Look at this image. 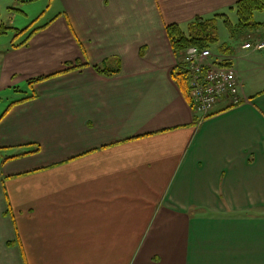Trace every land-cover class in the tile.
I'll list each match as a JSON object with an SVG mask.
<instances>
[{"label": "crops", "instance_id": "0c3cea01", "mask_svg": "<svg viewBox=\"0 0 264 264\" xmlns=\"http://www.w3.org/2000/svg\"><path fill=\"white\" fill-rule=\"evenodd\" d=\"M39 1L0 47L18 95L0 120V264H264V50L242 47L264 22L229 46L215 23L237 30L239 0ZM197 19L243 97L205 118L168 35L198 36Z\"/></svg>", "mask_w": 264, "mask_h": 264}, {"label": "built area", "instance_id": "2783aa9c", "mask_svg": "<svg viewBox=\"0 0 264 264\" xmlns=\"http://www.w3.org/2000/svg\"><path fill=\"white\" fill-rule=\"evenodd\" d=\"M244 49L264 50V39L247 41ZM228 60L213 52L191 46L183 52V67L189 73L190 100L195 114L205 118L218 105L236 106L243 102L236 70Z\"/></svg>", "mask_w": 264, "mask_h": 264}, {"label": "rangeland", "instance_id": "374dc122", "mask_svg": "<svg viewBox=\"0 0 264 264\" xmlns=\"http://www.w3.org/2000/svg\"><path fill=\"white\" fill-rule=\"evenodd\" d=\"M41 2L39 0H0V29L8 27L7 29H3L6 32L0 31V47L8 44L10 40L17 38V30H22L29 26L37 18L33 19L30 16L42 9L43 5L40 6ZM231 21L233 24L229 26L223 21L220 24L215 23V25H218L221 41H227L229 46L235 43L241 44L245 41L247 35L252 32L249 26L241 25V23L237 30H233L235 23H237V16L235 14L232 15ZM253 21L264 22V10L255 12ZM33 24L35 25L36 21ZM13 96H18L13 89L2 90L0 87V116L5 111V106L13 100Z\"/></svg>", "mask_w": 264, "mask_h": 264}, {"label": "trees", "instance_id": "16d2710c", "mask_svg": "<svg viewBox=\"0 0 264 264\" xmlns=\"http://www.w3.org/2000/svg\"><path fill=\"white\" fill-rule=\"evenodd\" d=\"M238 15L240 18L241 25L254 27L261 25L262 23L253 21L254 13L257 11L264 10V0H239L236 3ZM36 20H34L29 26L25 27L22 30H17L16 35H21L22 33L29 30L33 23ZM203 20L197 19V22L195 24H192L193 27H199L202 28L199 30V35H186L185 32L181 29V27L177 24H171L168 26V35L172 44V47L176 54L179 56L180 59H178L177 65L174 67L172 73L176 80L185 87L187 95L190 96V87H189V73L187 70L183 67V52L188 49L191 46H198L202 49L211 48L210 43H214L217 40V32L214 28V24L212 22L210 23H203ZM8 27H3L0 29V31L3 29H7ZM37 29H35L33 32H35ZM212 49V48H211ZM229 64V62H228ZM100 69L99 71L103 73H109L112 70L110 68H104L97 67ZM118 70V69H117ZM46 77H36L29 79L30 84H34L35 82H38L40 80L45 79ZM3 116V115H2ZM0 116V120L2 118Z\"/></svg>", "mask_w": 264, "mask_h": 264}]
</instances>
